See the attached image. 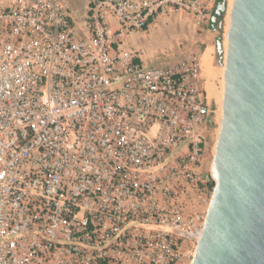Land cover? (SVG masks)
<instances>
[{
	"label": "built area",
	"instance_id": "obj_1",
	"mask_svg": "<svg viewBox=\"0 0 264 264\" xmlns=\"http://www.w3.org/2000/svg\"><path fill=\"white\" fill-rule=\"evenodd\" d=\"M183 13L211 19L207 0H0V264L191 258L215 186L202 53L126 47Z\"/></svg>",
	"mask_w": 264,
	"mask_h": 264
},
{
	"label": "water",
	"instance_id": "obj_2",
	"mask_svg": "<svg viewBox=\"0 0 264 264\" xmlns=\"http://www.w3.org/2000/svg\"><path fill=\"white\" fill-rule=\"evenodd\" d=\"M215 186L191 264H264V0H233Z\"/></svg>",
	"mask_w": 264,
	"mask_h": 264
},
{
	"label": "rangeland",
	"instance_id": "obj_3",
	"mask_svg": "<svg viewBox=\"0 0 264 264\" xmlns=\"http://www.w3.org/2000/svg\"><path fill=\"white\" fill-rule=\"evenodd\" d=\"M230 2V1H229ZM212 11V9H211ZM186 16L187 14L183 13V14H179L177 16ZM228 15H229V6H228V11H227V14L225 16V24H224V29L222 30V32H215L213 33V37L215 39V43H216V38L219 36V35H222L223 37V44H224V56H223V60L222 61H219L218 57H217V51L214 50L211 51L213 52V56H214V65L215 66H223L224 62H225V54H226V48H225V43H226V28L228 26V21H227V18H228ZM188 16V15H187ZM193 26L191 27V30L188 34V37L187 39L185 38V40L183 41H178V37L179 35L178 34H174L172 33L173 31V28H169L167 24L169 23H165L163 18H160L158 21H156L154 23L153 26H151L152 28V32H151V35H150V38L146 41L144 40V51H145V54L147 55H150V54H153L155 51L156 53L159 52V57H160V60L163 59L165 56L168 55L169 52H171V48L172 47H169L170 45H172L173 43H175L176 45L180 46L182 45L183 43H188L191 47V50L193 51H197L199 53H202L203 50H204V47L206 46V44H203L202 43V40L204 39V35L203 33L205 32L206 30V27H204L203 29H198L195 24H194V19H193ZM172 27V25H171ZM136 39H138V37H134ZM174 39L176 40V42H174ZM132 40V38H131ZM183 42V43H182ZM143 43H142V47H143ZM213 48V47H211ZM214 49V48H213ZM210 50H207V52H209ZM203 54V53H202ZM160 61L159 60H155L154 61V64L155 63H159ZM209 78L207 77L206 78V83H209ZM220 82V83H218ZM221 84H222V78L218 77L217 79H215L213 81V84L211 85V88H210V96L212 98V104L214 106V108L216 109V115H215V123L213 122V125H212V131H213V149H214V145L215 143L217 142V138H218V135H219V127H220V124H219V121H218V115H219V109H220V106H219V103L216 102V95L218 92L221 91ZM208 86V84L206 85ZM220 89V90H219ZM217 123V124H216ZM210 161L212 162L213 160V157H212V153L210 154V157H209ZM211 198V197H210ZM207 208L208 206L205 207V210L207 212ZM196 245L197 243L194 242L190 247H189V252H190V255L191 258L190 259H185L181 264H191V261L193 259V256H194V253H195V249H196Z\"/></svg>",
	"mask_w": 264,
	"mask_h": 264
},
{
	"label": "crops",
	"instance_id": "obj_4",
	"mask_svg": "<svg viewBox=\"0 0 264 264\" xmlns=\"http://www.w3.org/2000/svg\"><path fill=\"white\" fill-rule=\"evenodd\" d=\"M72 7L74 9L79 10L80 12H82L83 10V5H84V1L85 0H69ZM207 2L209 3V8H213L214 2L215 0H207ZM165 23H169L167 24L168 27L171 29L173 28L172 33L174 34H178V41H183L185 40V38L187 39L188 34L191 30V27L193 26V17L190 15H186V16H177V15H172L169 17H162ZM159 20V19H158ZM157 20V21H158ZM153 24H150L146 31L144 33H136V34H132L127 40H126V47L128 48H133L137 51H141L143 53V59L145 62L150 63V64H154L155 60H159V52L156 53V51L153 54L147 55L145 54L144 51V40H148L150 38L151 32H152V28L151 26H153ZM172 25V27H171ZM194 27V26H193ZM213 33H215V31H213L212 29L209 28V24L206 26V30L203 33L204 35V39L202 40L203 44H206V46L204 47L203 50V54H202V64L204 62V58H205V53L207 50L213 51L216 50V46H215V39H214V35ZM138 37V39L134 38V37ZM132 38V40H131ZM174 42H176V40L174 39ZM142 43H143V47H142ZM183 43V42H182ZM171 48V52L168 53L167 56H169V61H175L178 60L182 57L183 53L186 50H191V47L188 43H183L182 45L178 46L175 43H173L172 45H170L169 47ZM213 47V48H211ZM160 61V60H159ZM161 62V61H160ZM159 62V63H160ZM157 64V63H155ZM204 69V67H203ZM203 76L205 77V79L207 78V73L205 72V70H203Z\"/></svg>",
	"mask_w": 264,
	"mask_h": 264
},
{
	"label": "bare ground",
	"instance_id": "obj_5",
	"mask_svg": "<svg viewBox=\"0 0 264 264\" xmlns=\"http://www.w3.org/2000/svg\"><path fill=\"white\" fill-rule=\"evenodd\" d=\"M229 1H230L229 2V13H230V10H231L232 4H233V0H229ZM227 21H228V26L226 28V33H225V35H226V43H225L226 50H227V35H228V31H229V15H228ZM204 55H205V58H204V62H203V67H204V70L207 73V77L209 78V81H210L209 83H206V85L208 84L207 90H208L209 97L211 100H212V98L210 96L211 85L213 84V81L215 79H217L218 77L222 78L221 91L218 92L216 95V102L219 103V106H220V109L218 110L219 111L218 121H219V124L221 127L222 107H223L222 105H223V96H224V80H223L224 78L223 77H224V71L225 70H224V66H218L217 67L214 65L213 52H211V51L207 52L206 51V53ZM218 83H220V82H218ZM220 127H219V132H220ZM215 150H216V143H215V147L213 149L214 153H215Z\"/></svg>",
	"mask_w": 264,
	"mask_h": 264
},
{
	"label": "trees",
	"instance_id": "obj_6",
	"mask_svg": "<svg viewBox=\"0 0 264 264\" xmlns=\"http://www.w3.org/2000/svg\"><path fill=\"white\" fill-rule=\"evenodd\" d=\"M229 0H215L212 11H211V19L209 22V28L215 32H222L225 24V16L228 11ZM216 51L217 57L219 61L223 60L224 56V44L223 37L219 35L216 38Z\"/></svg>",
	"mask_w": 264,
	"mask_h": 264
}]
</instances>
